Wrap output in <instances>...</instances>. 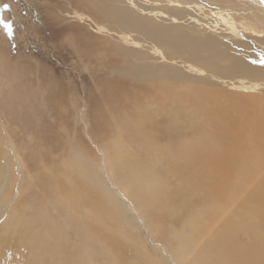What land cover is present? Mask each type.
I'll return each mask as SVG.
<instances>
[{
	"label": "rangeland",
	"instance_id": "obj_1",
	"mask_svg": "<svg viewBox=\"0 0 264 264\" xmlns=\"http://www.w3.org/2000/svg\"><path fill=\"white\" fill-rule=\"evenodd\" d=\"M139 3L152 9L167 4ZM89 7L78 0H0V19L13 27L9 35L0 25V135L15 140L0 150L3 200L12 199L19 186L33 202V217L42 214V207L62 204L55 197L56 177L73 182L76 187L68 192L75 202L72 214L79 224V217H87L86 232L98 241L92 246L100 264L112 259L116 264L264 261V104L250 102L260 95L232 86L264 83V76L251 71L232 80L225 74L233 66L224 53L183 48L180 36L172 45L161 41L164 49L157 51L163 46L152 30L134 18L125 21L132 22L129 41L116 31H98ZM101 7L109 8V2ZM187 7L182 20L164 10L150 14L165 24L196 25L220 41L250 42L263 53L264 40L252 38L237 13L195 1ZM217 11L235 24L224 22ZM71 12L89 19L81 22ZM233 47L226 51L245 54ZM16 67L27 77L22 82L6 78ZM188 76L238 94L253 113L226 107L208 115L205 102L184 95L202 85ZM131 94L135 99H129ZM220 118L235 124L217 135L212 125L218 126L214 121ZM186 142L191 146L187 154ZM19 166L22 179L16 174ZM9 168L4 180L1 172ZM78 231L80 242H86L83 227ZM26 232H13L0 222V264H26L27 255L16 257L27 254ZM66 245L73 247L70 234ZM43 261L54 264L47 256Z\"/></svg>",
	"mask_w": 264,
	"mask_h": 264
},
{
	"label": "bare ground",
	"instance_id": "obj_2",
	"mask_svg": "<svg viewBox=\"0 0 264 264\" xmlns=\"http://www.w3.org/2000/svg\"><path fill=\"white\" fill-rule=\"evenodd\" d=\"M102 1H108L109 8L103 9L101 7ZM126 1H129V3ZM144 1L145 0H139V2ZM150 1L153 5L157 2L164 3V0ZM194 1L203 5H208L210 7L215 6V9H218V7L222 6V9L225 12L237 13L238 19L242 22L244 27H246V25L249 26L248 30L252 35L249 33L248 34L260 44L263 42L264 39H260L255 35H260V37L264 36V0H165L167 4L161 7L157 6L153 9L140 4L138 0H78V3L82 5L87 2L90 5L88 12L95 17V20L99 21L97 27L98 31H116L117 33L121 34L123 40L129 41L128 36L131 35L132 31L128 30V25H130L132 22L125 21L129 18H134L145 25V28L152 30L156 37V41L160 44L161 41H164L169 42L172 45L174 41L180 36L183 41V48H187L189 46H202L209 48L214 53H224L226 61L231 66H233L231 70L226 71L225 74H227L228 78L230 74L232 80L236 79L241 74L251 71H254L255 74L260 76V78H263L264 57L262 61L259 60V57H261L260 55H264V51L261 53L259 49L256 50V48L250 42H244L239 39L220 41L219 39H215L213 35H206L203 33V29L197 27L196 25H183L173 22L165 24L164 22L166 20L159 21L157 16L150 14L157 10H164L169 14V16H174L179 20H182L188 14L187 8L190 7L187 6L194 3ZM136 2L138 3L136 4ZM168 2L170 5L175 4V7H168ZM110 8L118 11V13L112 14L109 10ZM202 8L200 7L199 9L202 10ZM71 14H74V12H71ZM74 15L81 22L87 21L89 19L88 15L84 13L82 18H80V15L77 13ZM216 16H219V18H221L226 23L233 25L235 24L234 21L230 19L229 15H224L222 12L217 11ZM105 22L108 23V25H105ZM234 29L239 32L237 27ZM233 46H236L238 49H244L245 54L240 53L238 50H233V53L226 51L227 48H234ZM159 48L164 49V46L157 47L156 50L158 51ZM165 48L167 50L173 49V47ZM211 64L215 65V61L211 60ZM170 67L175 69L177 68L174 65H170ZM7 76L8 77L6 78L9 81L14 82H22L27 78L22 71L18 70L17 67L15 69H8ZM211 77L214 78L213 76H208V78ZM187 80L189 82L202 84L199 86H192L190 89H187L184 92V95H193L205 102V106L210 111V114L208 115L214 114L215 112L223 113L226 107H230L235 111L238 109L242 115L247 114L249 111L250 113H253V110H251L252 108L248 104L249 102L246 103L241 99H238V94L228 92L224 88H219L218 84H214V82L211 83L212 81L210 82L208 79L188 76ZM180 81L187 82L185 78L181 79ZM109 82L110 80L107 81V83ZM111 83L113 84V82ZM204 84H207L208 86ZM126 85L128 84H123L122 86ZM232 86L235 90L241 93H243V91H249L253 92L251 94L260 95V98L252 99L250 102H259L264 104V83H254L250 86H246L245 84L235 85L232 83ZM136 88L141 94L147 93V91L142 87ZM134 96V94H131L129 99H135ZM212 101H218L219 103L212 105ZM214 123L218 124V126L211 125L215 130V134L219 135L223 132V130L228 128V124L232 123L234 125L235 120H230L229 118H220L215 120ZM8 128L9 127L4 119V132H7L9 130ZM7 136L8 138L4 137V135H0V150L5 146L14 144L15 140L11 137V135ZM189 144V142H186V145L183 147V150L186 154L190 151L191 146H189ZM208 146L209 144L206 143V147ZM2 156L5 160H7L5 155ZM80 163L84 164L82 160H80ZM80 166L85 168L87 165L84 164ZM11 172L12 170L9 168L8 171H2L1 176L4 180H7ZM16 174L18 179L23 178V166L16 168ZM55 179L58 183L56 185L57 193L55 197L64 206L62 204L60 206L50 204L48 207H42L40 209L42 214L38 212L33 217L30 216V211L33 209V202L29 197L20 193L19 186L16 188L15 196L7 201L3 200L5 189L0 187V222H2L9 230L13 232H20L23 229L28 231L24 234L23 237L25 238V241L22 243V245H29L27 254L22 253L24 255L16 257L20 260H24V256L27 255L26 264H46L43 261L46 256L49 258V260L53 261L54 264L57 262L59 264H100L97 251L92 246V244H96L98 241L93 233L88 234L86 232L85 221L87 220V217H79L82 223L79 224L74 220V216L72 214L74 213L72 209L75 208V202L73 203V201L70 200V195L68 192L70 189H74L76 185H72L73 182L69 183L67 179L62 177H56ZM15 202H17V206L14 208L13 204H15ZM53 216H57V218ZM40 222H45L46 225L40 227ZM80 227H83V236L86 239V242H80L78 231ZM69 234L70 243L73 245L71 250H69L66 245V240H68ZM51 244L54 246V248L51 247ZM117 262L118 264L121 263L120 261ZM111 264H116L113 259ZM256 264H264V261L258 259L256 260Z\"/></svg>",
	"mask_w": 264,
	"mask_h": 264
},
{
	"label": "snow or ice",
	"instance_id": "obj_3",
	"mask_svg": "<svg viewBox=\"0 0 264 264\" xmlns=\"http://www.w3.org/2000/svg\"><path fill=\"white\" fill-rule=\"evenodd\" d=\"M4 8L7 9L8 8V5H4ZM0 25H2L6 29V31H7V33L9 35L12 34L13 27H12V25L10 23H7L3 19H0Z\"/></svg>",
	"mask_w": 264,
	"mask_h": 264
}]
</instances>
